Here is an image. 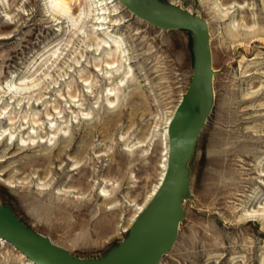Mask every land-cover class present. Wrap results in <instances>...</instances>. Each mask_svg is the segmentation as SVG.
I'll return each instance as SVG.
<instances>
[{"label": "rangeland", "instance_id": "374dc122", "mask_svg": "<svg viewBox=\"0 0 264 264\" xmlns=\"http://www.w3.org/2000/svg\"><path fill=\"white\" fill-rule=\"evenodd\" d=\"M68 1L75 23L50 0H0V202L73 255L101 258L161 181L194 37L118 0ZM163 1L207 20L215 101L158 264H264V0ZM103 19L123 50L103 49ZM0 264L29 262L0 239Z\"/></svg>", "mask_w": 264, "mask_h": 264}, {"label": "water", "instance_id": "95a60500", "mask_svg": "<svg viewBox=\"0 0 264 264\" xmlns=\"http://www.w3.org/2000/svg\"><path fill=\"white\" fill-rule=\"evenodd\" d=\"M138 17L162 29H189L194 37L191 84L169 122V157L153 199L137 217L128 236L101 258H83L27 227L0 202V238L40 264H157L175 244L189 195V161L214 101L211 34L203 17L163 0H119Z\"/></svg>", "mask_w": 264, "mask_h": 264}, {"label": "bare ground", "instance_id": "6f19581e", "mask_svg": "<svg viewBox=\"0 0 264 264\" xmlns=\"http://www.w3.org/2000/svg\"><path fill=\"white\" fill-rule=\"evenodd\" d=\"M102 1V0H100ZM115 0H113L112 2H114ZM119 1V0H118ZM120 2V1H119ZM50 3H51V7L52 9L54 10V12L58 13V14H61L63 16H67V18L70 20V22H76L74 21V18L73 16H71V7H70V3L68 0H50ZM124 6V5H123ZM101 7V6H100ZM104 14V13H103ZM69 15V16H68ZM222 16L223 17H226L227 16V13L226 12H222ZM101 19V17L99 18ZM104 21H101L96 23V25L98 26L97 28V32H104L105 35H106V38L103 39V43H104V46H103V49L104 50H107L108 48L110 49H116L117 52L123 50V47H122V44L121 42L118 40V38L112 33V32H109L110 30V27L107 28V25H110V23H105V19H103ZM211 34V33H210ZM107 67V66H106ZM111 69V68H110ZM176 111V110H175ZM175 114V113H174ZM174 116V115H173ZM173 118V117H172ZM171 118V119H172ZM170 119V120H171ZM170 122V121H169ZM168 122V124H169ZM168 127V125H167ZM168 130V129H167ZM167 136H168V140H169V135H168V132H167ZM168 157H169V148H168V151H167V159H166V162L167 164L165 165L164 167V173L162 175V178H161V181L157 184L154 192H153V196H152V199L156 193V191L158 190V188L160 187V184L165 176V173H166V170L168 168ZM151 199V200H152ZM145 206H142L141 208H139V213L137 215V217L145 210ZM137 219V218H136ZM1 240H3L4 242H6L5 239L3 238H0ZM21 252V251H20ZM22 253V252H21ZM23 255H25L24 253H22ZM25 257L27 258L29 264H40V263H37L36 261L28 258L26 255ZM158 264V263H157Z\"/></svg>", "mask_w": 264, "mask_h": 264}]
</instances>
